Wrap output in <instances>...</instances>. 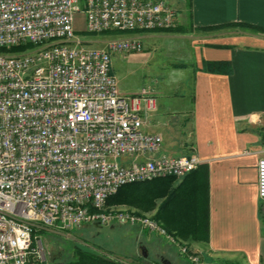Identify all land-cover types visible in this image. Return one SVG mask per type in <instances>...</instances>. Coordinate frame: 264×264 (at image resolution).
I'll use <instances>...</instances> for the list:
<instances>
[{"label": "built area", "instance_id": "built-area-1", "mask_svg": "<svg viewBox=\"0 0 264 264\" xmlns=\"http://www.w3.org/2000/svg\"><path fill=\"white\" fill-rule=\"evenodd\" d=\"M0 0V264L46 260L40 232L67 233L82 223L137 224L157 231L192 263L199 256L151 215L107 206L120 185L180 177L200 162L194 152L154 155L160 133L144 127L155 109L150 89L123 94L111 71L113 52H138L135 34H87L169 28L168 0ZM264 201V155L256 161ZM151 264H162L153 262Z\"/></svg>", "mask_w": 264, "mask_h": 264}, {"label": "crops", "instance_id": "crops-1", "mask_svg": "<svg viewBox=\"0 0 264 264\" xmlns=\"http://www.w3.org/2000/svg\"><path fill=\"white\" fill-rule=\"evenodd\" d=\"M172 3L182 9L178 25L188 29L174 36L187 35L191 47L190 82L178 94L188 102L176 109L181 118L160 113L165 117L160 119L156 103L162 128L147 127V121L144 127L160 133L168 152L154 155L194 152L200 158L193 171L174 177L168 186L193 210L206 206L207 239L172 234L199 256L197 264H264V201L256 192V161L264 155V33L246 28L220 33L202 27L235 20L264 27V0H190L189 9L184 0ZM144 31L147 37L166 35L163 30ZM204 59L228 60L230 71L201 69ZM157 198L153 212L162 197ZM151 232L146 239L155 258L145 264L160 263L159 258L182 264Z\"/></svg>", "mask_w": 264, "mask_h": 264}, {"label": "rangeland", "instance_id": "rangeland-1", "mask_svg": "<svg viewBox=\"0 0 264 264\" xmlns=\"http://www.w3.org/2000/svg\"><path fill=\"white\" fill-rule=\"evenodd\" d=\"M168 1L175 6L176 10L178 7L175 24L169 28L157 29L163 30L164 33L166 32V35L157 37H147L146 34L148 32L144 30L135 32L106 31L101 35L87 34L83 30V14L81 11L75 12L74 21L76 33L80 36L87 37L89 39L87 43L91 45L101 44L106 36L127 34L139 36L142 42V49L140 51L113 52L111 54V71L116 77L119 91L123 94H132L141 89H150L155 95V108L156 103L159 104V119L165 118L160 116V113L164 115L168 114L170 117L174 115L176 118H181L176 109L187 104L188 100L186 97L183 99L179 98L178 94L183 92L186 88V84L190 82V70L192 65L188 60L189 48H191L188 44L189 38L187 35L174 36L175 33L179 31L183 34V31L188 30L177 23L178 18H182V9L179 4L176 7V3H172V0ZM78 5L79 8H82V0L78 1ZM183 15L185 16L184 9ZM185 18L186 17H184V22H186ZM204 29H212L214 32L220 33H230L240 31L242 28L237 25H222L212 28L205 27ZM155 113V109L147 112L145 116L147 127L150 126L161 129L162 126L159 125L160 121L157 119L158 116H155ZM163 149V144L161 142L160 148L155 153H168ZM184 149H186L185 146ZM157 178L161 179L147 180L133 185L142 186L140 189L145 190L146 194H151L154 190V186L160 184L159 180L164 179L162 177ZM167 188L170 189L172 187L167 185ZM153 198L154 197H150L147 200L145 199L146 201L143 198L140 200L137 199L132 204H106L107 206L115 205L132 209L139 213L152 215L154 206L149 209H143L142 205L148 203ZM155 199H153L154 203L159 200L157 197ZM40 235L42 239V251L48 261H61L62 258L68 257L72 252L71 250L74 243L93 248L108 257L118 258L133 264H145L148 260L155 258L150 247V241L146 239L148 230L139 227L137 224H129L127 222L95 224L93 222H86L78 227L69 229L68 232L64 234L42 231ZM150 235H154L152 237L156 242L164 244L168 248L171 247L170 249L173 250L175 253L174 255H176L179 262L182 264H194L187 259L185 255L178 252L177 246L174 243H170L164 239L163 235H157L155 231H152ZM139 244L142 246L144 245L146 256H141L137 248ZM211 264L232 263L213 261Z\"/></svg>", "mask_w": 264, "mask_h": 264}, {"label": "trees", "instance_id": "trees-1", "mask_svg": "<svg viewBox=\"0 0 264 264\" xmlns=\"http://www.w3.org/2000/svg\"><path fill=\"white\" fill-rule=\"evenodd\" d=\"M184 6L189 9L190 0H184ZM222 25H237L241 28L250 29L264 33V27L244 21H229L220 24H211L202 27H219ZM21 46H12L9 48L0 47L1 51H15ZM201 69L212 72H228L230 71L228 60H202ZM193 171L190 170L189 172ZM187 172V173H189ZM160 184L154 186L151 194H146L145 190L140 189L142 186H135L140 182H132L120 185L113 193L109 194L105 201L106 203H128L132 204L135 200L149 199L150 197L161 196V200L157 204L156 210L152 213V217L158 220L167 231L180 236L181 238H192L197 240L207 239V221H206V206L203 209L193 210L187 200L179 199V191L175 188H167L169 179L173 176L162 177ZM161 178H154L156 180ZM147 181V180H146ZM144 182V181H141ZM155 191V192H154ZM142 205L143 209H149L154 206V201ZM145 200V201H146ZM71 254L62 258L61 261L65 264H133L118 258L108 257L93 248L85 247L81 244L74 243Z\"/></svg>", "mask_w": 264, "mask_h": 264}, {"label": "water", "instance_id": "water-1", "mask_svg": "<svg viewBox=\"0 0 264 264\" xmlns=\"http://www.w3.org/2000/svg\"><path fill=\"white\" fill-rule=\"evenodd\" d=\"M140 248H141L140 254L142 256H146V252H145L144 248L142 246H140ZM159 261L162 264H174V263H172L171 261H169L168 259H165V258H159Z\"/></svg>", "mask_w": 264, "mask_h": 264}]
</instances>
